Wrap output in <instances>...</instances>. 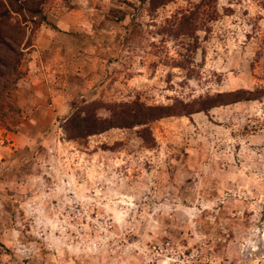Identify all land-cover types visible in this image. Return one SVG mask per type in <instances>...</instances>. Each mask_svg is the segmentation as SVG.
Listing matches in <instances>:
<instances>
[{
	"label": "rangeland",
	"instance_id": "rangeland-1",
	"mask_svg": "<svg viewBox=\"0 0 264 264\" xmlns=\"http://www.w3.org/2000/svg\"><path fill=\"white\" fill-rule=\"evenodd\" d=\"M197 2L44 0L23 15L1 77L0 264H264V12L216 0L207 30L174 31ZM235 91L256 97L63 131L90 104L108 118Z\"/></svg>",
	"mask_w": 264,
	"mask_h": 264
},
{
	"label": "trees",
	"instance_id": "trees-1",
	"mask_svg": "<svg viewBox=\"0 0 264 264\" xmlns=\"http://www.w3.org/2000/svg\"><path fill=\"white\" fill-rule=\"evenodd\" d=\"M171 0H150L151 7L166 4ZM264 12V0H252ZM4 2V3H3ZM44 0H0V91L6 85L5 79H1L3 75L9 72L16 73L17 59L20 54V44L24 37L23 26L25 14L29 16H38L40 7ZM6 6V7H5ZM22 15L19 21L13 24V32H3V25L10 20L9 11ZM228 10V8H225ZM216 0H198L193 5L192 10L187 14H182L176 23L174 31L177 33L192 35L196 30H207L205 23L217 19ZM175 19L170 20L171 24ZM169 22V21H168ZM25 42L22 43V46ZM2 52L4 55H2ZM13 57L12 63L7 59ZM5 80V81H4ZM254 94L243 96L241 91L219 93L207 100V102H198L194 108L192 103L176 102L169 106H145L140 103L132 102L130 104L120 105L118 110H112L108 118L98 117L91 106L87 105V110L75 112L65 120L63 131L68 139H80L103 132L110 128H130L133 126L146 125L151 121L162 117L189 115L193 112L205 111L215 105L227 104L239 100L255 99ZM146 131V127H142L140 132ZM140 134L142 140L145 137Z\"/></svg>",
	"mask_w": 264,
	"mask_h": 264
}]
</instances>
